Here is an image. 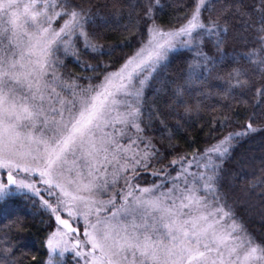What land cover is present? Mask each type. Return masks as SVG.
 Masks as SVG:
<instances>
[{
	"label": "snow or ice",
	"instance_id": "1",
	"mask_svg": "<svg viewBox=\"0 0 264 264\" xmlns=\"http://www.w3.org/2000/svg\"><path fill=\"white\" fill-rule=\"evenodd\" d=\"M180 6L161 24L162 0H141L120 24L119 0H0V203L19 195L43 206L46 264L69 252L76 264H264V241L238 223L225 190L234 147L264 129V0L257 20L216 0ZM102 28L138 46L66 75L68 56L113 55ZM234 31L242 51L226 59ZM181 50L184 67L170 72ZM247 94L257 110L242 114ZM214 97L233 103L209 122L203 148L178 151L171 135L158 146L155 122L174 132L216 111ZM251 186L264 190V164Z\"/></svg>",
	"mask_w": 264,
	"mask_h": 264
},
{
	"label": "trees",
	"instance_id": "2",
	"mask_svg": "<svg viewBox=\"0 0 264 264\" xmlns=\"http://www.w3.org/2000/svg\"><path fill=\"white\" fill-rule=\"evenodd\" d=\"M125 6L124 15L119 18L120 24L128 23L129 5L135 6L141 0H119ZM182 0H162L163 8L158 13V20L161 24H168L169 21L182 15L185 11L181 7ZM227 3L229 6L243 8L252 13V19L257 20L258 14L253 11L254 7L259 6V0H216L217 7ZM207 15V13H205ZM235 28L238 30L240 19L233 15L230 17ZM103 35L99 43L107 51L114 49L113 55H99L82 51L80 61L73 56H68L65 60L64 73L72 76L90 75L85 72L83 65L89 63H112L119 62L125 53L132 51L138 46L139 37L129 36L123 29L113 30L111 28L101 29ZM226 51L232 59L242 51V44L237 32L229 34L226 41ZM189 53L184 50L173 53L171 56L169 71L179 72L184 67V62ZM259 86V76L255 78ZM149 102L153 95V89L147 90ZM218 101V102H217ZM259 97L247 94L241 98V103L236 105L241 109L242 114L252 112L256 109ZM216 111L209 107L207 111L201 112L197 117L195 114L191 118H186L187 122L183 128L169 132L155 122L149 132L156 136L158 146L166 148L169 143V136L174 138L171 143L177 145L178 151L194 150L203 148L205 143L211 139L209 132L211 129L210 121L214 117H219L223 106L233 103L229 99L213 98L209 102ZM219 122V121H218ZM169 124H175V120L170 119ZM258 130L241 140L235 147L230 161L226 168L231 175L225 182V190L229 205L235 209L238 223H242L253 235L257 243L264 241V190L260 186L252 187L260 175V169L264 164V129L256 125ZM215 135V131L212 130ZM163 137V139H161ZM47 214L43 206L39 203L34 204L24 196L13 197L10 201L0 203V264H46L48 250L46 237ZM32 257H36L35 260ZM69 261L64 264H68Z\"/></svg>",
	"mask_w": 264,
	"mask_h": 264
},
{
	"label": "rangeland",
	"instance_id": "3",
	"mask_svg": "<svg viewBox=\"0 0 264 264\" xmlns=\"http://www.w3.org/2000/svg\"><path fill=\"white\" fill-rule=\"evenodd\" d=\"M65 216H66V214H65ZM64 261L65 262L69 261L68 264H76L75 257H74V255L71 252H69L68 254H66V256L64 258Z\"/></svg>",
	"mask_w": 264,
	"mask_h": 264
}]
</instances>
